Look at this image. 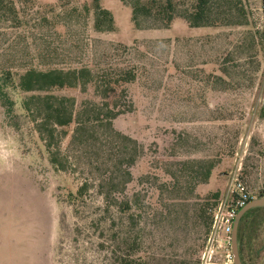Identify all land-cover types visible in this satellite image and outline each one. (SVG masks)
Returning <instances> with one entry per match:
<instances>
[{
	"label": "rangeland",
	"instance_id": "obj_1",
	"mask_svg": "<svg viewBox=\"0 0 264 264\" xmlns=\"http://www.w3.org/2000/svg\"><path fill=\"white\" fill-rule=\"evenodd\" d=\"M40 2L56 3L58 27L31 14L16 32L0 30V75L12 72L0 79V264H120L132 230L145 264H198L209 208L224 193L238 153L245 154L243 177L254 200L264 198V0H242L238 26L199 29L183 21L162 29L143 18L137 29L130 6L101 0L115 20V30L102 33L94 27V0ZM119 60L148 74L139 127L115 123L138 144L105 129L75 136L74 125L68 135L57 131L48 147L24 107L36 94L19 87L24 71ZM53 94L74 98L81 119L84 100L96 99L82 87ZM153 140L159 146L150 147ZM142 151L145 161L136 163L143 174L153 167L169 182L161 204L146 202L142 217L132 219L105 206L100 184L119 160ZM140 190L145 197L147 189ZM71 193L79 198L71 201ZM129 200L135 205L132 193ZM239 252L243 264H264V206L242 217Z\"/></svg>",
	"mask_w": 264,
	"mask_h": 264
},
{
	"label": "trees",
	"instance_id": "obj_2",
	"mask_svg": "<svg viewBox=\"0 0 264 264\" xmlns=\"http://www.w3.org/2000/svg\"><path fill=\"white\" fill-rule=\"evenodd\" d=\"M119 1L121 4L131 7L132 21L137 29L140 27L141 18L159 22L162 29H171L178 21H183L187 25L186 27L191 29L238 26L240 25L238 17L240 14H245L242 0H132L130 3L126 0ZM68 4L65 3V5ZM82 5L84 12L89 14L92 9L90 3L83 2ZM61 6L63 7V5ZM94 7L96 9L94 22L96 32L114 31L115 20L110 10L102 7L101 0H94ZM57 8L55 2L49 5L41 3L40 0H0V30L10 34L13 31L16 32L28 25L27 16L31 14H43L41 19L48 27H58L60 23H56L59 16L55 11ZM49 14L52 15V18ZM5 32L3 33L8 34ZM10 71L3 72L0 79L9 80L12 76ZM24 72L20 76L19 87L24 91L36 93L31 96L30 102H24V107L32 113L36 129L42 139L48 143V147L52 146L51 143L57 131L68 135L74 125L75 136L83 130L89 133L88 130L93 128L96 131L105 129L111 134V137L115 135V132L124 141L138 144L137 138L116 132L115 123L117 121L124 123L127 130L139 127V109L143 101L142 95L146 92L145 83L148 82L147 70L143 66L119 60L103 67L92 68L89 65H80L67 70L32 68ZM78 87H82L87 92L91 90L96 94V99L92 95V98L84 100L81 106L87 119H81L80 115L76 114L74 98L53 94L59 91L74 90ZM159 144L157 140H153L150 147L153 145L157 147ZM141 153L133 156L129 162L128 159L119 160L113 169L114 173L107 170L100 184L103 189L105 206L109 208L113 205L120 213L124 215L127 213L132 219L142 217L146 202L154 204L156 199L155 204H161L162 187L169 182L167 176L163 178L164 182H162L163 179L159 180V172L153 167L147 168L151 173L147 176L154 177L155 184L140 182L143 177H147L143 174L144 170L140 162L136 163L137 157L142 159V162L145 161L147 155L144 151ZM115 173H118L119 176H115ZM206 178L208 180V174ZM243 181L250 189L245 176ZM146 184L150 186H146ZM140 187L147 189L145 197L142 196ZM202 189H204L203 185ZM131 193L136 198L135 205L130 203ZM69 196L71 201L79 198L72 193ZM206 198L210 200L211 195ZM218 200L219 198L209 208L208 230L203 246L213 221V211L218 205ZM131 237L132 245L124 255L120 256L119 263L145 264L139 235L134 236L132 230Z\"/></svg>",
	"mask_w": 264,
	"mask_h": 264
},
{
	"label": "built area",
	"instance_id": "obj_3",
	"mask_svg": "<svg viewBox=\"0 0 264 264\" xmlns=\"http://www.w3.org/2000/svg\"><path fill=\"white\" fill-rule=\"evenodd\" d=\"M245 154H237L227 186L213 211V221L199 253L198 264H234L232 234L239 211L254 199L243 181Z\"/></svg>",
	"mask_w": 264,
	"mask_h": 264
},
{
	"label": "water",
	"instance_id": "obj_4",
	"mask_svg": "<svg viewBox=\"0 0 264 264\" xmlns=\"http://www.w3.org/2000/svg\"><path fill=\"white\" fill-rule=\"evenodd\" d=\"M257 206H264V198L251 200L246 206H244L238 213V216L234 223V230L232 234V252L234 254V264H243L239 252V227L240 222L244 214L249 211L250 209L257 207Z\"/></svg>",
	"mask_w": 264,
	"mask_h": 264
},
{
	"label": "crops",
	"instance_id": "obj_5",
	"mask_svg": "<svg viewBox=\"0 0 264 264\" xmlns=\"http://www.w3.org/2000/svg\"><path fill=\"white\" fill-rule=\"evenodd\" d=\"M254 200V199H253Z\"/></svg>",
	"mask_w": 264,
	"mask_h": 264
}]
</instances>
